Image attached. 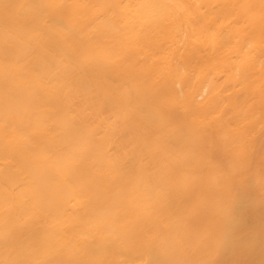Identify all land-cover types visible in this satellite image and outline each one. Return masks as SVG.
<instances>
[{
    "label": "bare ground",
    "instance_id": "6f19581e",
    "mask_svg": "<svg viewBox=\"0 0 264 264\" xmlns=\"http://www.w3.org/2000/svg\"><path fill=\"white\" fill-rule=\"evenodd\" d=\"M0 264H264V0H0Z\"/></svg>",
    "mask_w": 264,
    "mask_h": 264
}]
</instances>
